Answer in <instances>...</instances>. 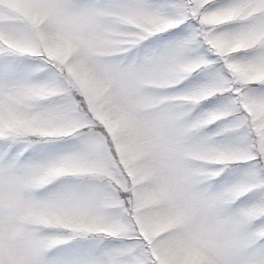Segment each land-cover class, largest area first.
Here are the masks:
<instances>
[{"label":"snow or ice","instance_id":"obj_1","mask_svg":"<svg viewBox=\"0 0 264 264\" xmlns=\"http://www.w3.org/2000/svg\"><path fill=\"white\" fill-rule=\"evenodd\" d=\"M0 264H264V0H0Z\"/></svg>","mask_w":264,"mask_h":264}]
</instances>
